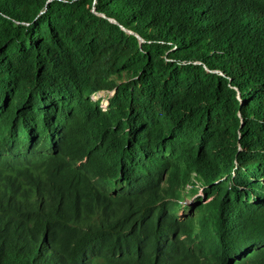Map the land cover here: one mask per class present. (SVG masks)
Instances as JSON below:
<instances>
[{
  "label": "trees",
  "instance_id": "16d2710c",
  "mask_svg": "<svg viewBox=\"0 0 264 264\" xmlns=\"http://www.w3.org/2000/svg\"><path fill=\"white\" fill-rule=\"evenodd\" d=\"M0 264H264V0H0Z\"/></svg>",
  "mask_w": 264,
  "mask_h": 264
},
{
  "label": "clouds",
  "instance_id": "9594fccd",
  "mask_svg": "<svg viewBox=\"0 0 264 264\" xmlns=\"http://www.w3.org/2000/svg\"><path fill=\"white\" fill-rule=\"evenodd\" d=\"M114 92H115L114 90H111V91H108V92H102V91H101V92H97V93H93V94H91L90 98H91V100H93V101H98V102H99V106H100V108H101L102 110H105L106 107H107V105L109 104L110 99L113 97ZM97 94H99L100 96H98L97 98H94L95 95H97ZM107 96H108V102L105 103V104L103 105V104L101 103V99L103 100V99L106 98ZM197 195H203V194H202V190H201V188L197 190V193H196L195 196H197ZM195 196H193V197L191 196V197L186 198V199H185V203L188 204V205H193V200H194V197H195ZM181 213H182V214H181ZM183 213H184L183 210H179L178 215H179V216H182Z\"/></svg>",
  "mask_w": 264,
  "mask_h": 264
},
{
  "label": "rangeland",
  "instance_id": "374dc122",
  "mask_svg": "<svg viewBox=\"0 0 264 264\" xmlns=\"http://www.w3.org/2000/svg\"><path fill=\"white\" fill-rule=\"evenodd\" d=\"M98 96H100L99 94L95 95L94 98H97ZM108 102V96L106 98H104L103 100L101 99V103L104 105L105 103ZM182 214V213H181Z\"/></svg>",
  "mask_w": 264,
  "mask_h": 264
}]
</instances>
